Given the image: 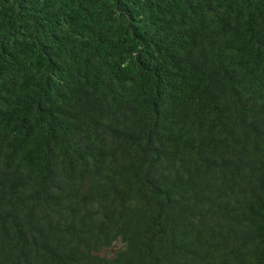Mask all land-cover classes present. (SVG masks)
<instances>
[{
	"label": "trees",
	"instance_id": "1",
	"mask_svg": "<svg viewBox=\"0 0 264 264\" xmlns=\"http://www.w3.org/2000/svg\"><path fill=\"white\" fill-rule=\"evenodd\" d=\"M0 264H264V0H0Z\"/></svg>",
	"mask_w": 264,
	"mask_h": 264
}]
</instances>
